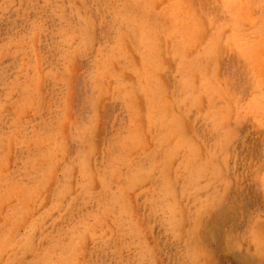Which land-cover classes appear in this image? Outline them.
Masks as SVG:
<instances>
[{"label":"rangeland","instance_id":"rangeland-1","mask_svg":"<svg viewBox=\"0 0 264 264\" xmlns=\"http://www.w3.org/2000/svg\"><path fill=\"white\" fill-rule=\"evenodd\" d=\"M0 264H264V0H0Z\"/></svg>","mask_w":264,"mask_h":264}]
</instances>
